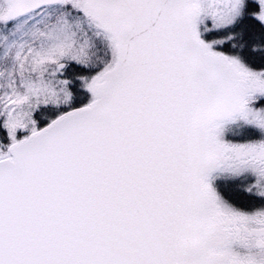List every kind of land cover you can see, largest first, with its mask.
I'll list each match as a JSON object with an SVG mask.
<instances>
[{"label":"snow or ice","instance_id":"1","mask_svg":"<svg viewBox=\"0 0 264 264\" xmlns=\"http://www.w3.org/2000/svg\"><path fill=\"white\" fill-rule=\"evenodd\" d=\"M0 264H264V0H0Z\"/></svg>","mask_w":264,"mask_h":264}]
</instances>
